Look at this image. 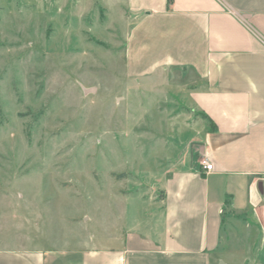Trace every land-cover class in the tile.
<instances>
[{
  "label": "rangeland",
  "instance_id": "obj_1",
  "mask_svg": "<svg viewBox=\"0 0 264 264\" xmlns=\"http://www.w3.org/2000/svg\"><path fill=\"white\" fill-rule=\"evenodd\" d=\"M123 16L110 0H0V250L111 245L190 158L201 119L169 80L125 77ZM238 221L219 264H264V220Z\"/></svg>",
  "mask_w": 264,
  "mask_h": 264
},
{
  "label": "crops",
  "instance_id": "obj_2",
  "mask_svg": "<svg viewBox=\"0 0 264 264\" xmlns=\"http://www.w3.org/2000/svg\"><path fill=\"white\" fill-rule=\"evenodd\" d=\"M110 2L128 25L125 77L147 90L169 80L201 119L190 158L167 173L148 220L111 245L0 250V264H219L234 220H264V0Z\"/></svg>",
  "mask_w": 264,
  "mask_h": 264
},
{
  "label": "built area",
  "instance_id": "obj_3",
  "mask_svg": "<svg viewBox=\"0 0 264 264\" xmlns=\"http://www.w3.org/2000/svg\"><path fill=\"white\" fill-rule=\"evenodd\" d=\"M200 164L205 171L208 172L212 170V165L207 160H201Z\"/></svg>",
  "mask_w": 264,
  "mask_h": 264
},
{
  "label": "trees",
  "instance_id": "obj_4",
  "mask_svg": "<svg viewBox=\"0 0 264 264\" xmlns=\"http://www.w3.org/2000/svg\"><path fill=\"white\" fill-rule=\"evenodd\" d=\"M201 117H202L203 119H206L207 121H209V122L211 123V121L209 120V118H208L207 116H205L204 114H201ZM120 177H123V174L120 175Z\"/></svg>",
  "mask_w": 264,
  "mask_h": 264
},
{
  "label": "water",
  "instance_id": "obj_5",
  "mask_svg": "<svg viewBox=\"0 0 264 264\" xmlns=\"http://www.w3.org/2000/svg\"><path fill=\"white\" fill-rule=\"evenodd\" d=\"M259 187H260V190H262V184H260Z\"/></svg>",
  "mask_w": 264,
  "mask_h": 264
}]
</instances>
